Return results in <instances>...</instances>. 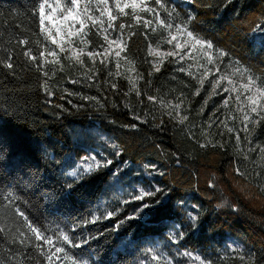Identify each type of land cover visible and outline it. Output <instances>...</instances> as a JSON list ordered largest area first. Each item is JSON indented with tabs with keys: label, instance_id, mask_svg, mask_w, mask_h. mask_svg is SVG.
I'll list each match as a JSON object with an SVG mask.
<instances>
[{
	"label": "trees",
	"instance_id": "trees-1",
	"mask_svg": "<svg viewBox=\"0 0 264 264\" xmlns=\"http://www.w3.org/2000/svg\"><path fill=\"white\" fill-rule=\"evenodd\" d=\"M33 5L34 0H0V261L44 264L34 248L16 242L17 229L27 232L15 215L19 206L45 235L55 239L64 231L73 243L87 241L74 248L57 240L81 264H154L153 243L166 239L170 223L184 231L181 249L208 256L214 264H243L237 257H220L227 236L242 241V255L251 257L252 264H264V161L247 153L264 144V125L249 144L241 122L228 118L224 95L208 99L211 83L193 95L199 85L187 71H179L187 69L184 61L169 58L153 71L158 59L150 47L164 51L170 46L161 42L160 33L142 26L130 30L134 35L125 32L127 49L119 69L116 57L105 64L97 58L93 64L85 56L82 67L60 54L63 69L48 65L44 76L23 56L26 47L38 55L34 41L43 42ZM176 8L175 22H188L191 30L229 53L225 65L239 60L264 74V0H177ZM24 37L28 46L18 44ZM90 39L87 50L102 51L103 39L94 32ZM9 57L11 69L5 66ZM182 98L179 116L163 106ZM94 148L113 164L92 173L98 178L91 183L79 182L71 173ZM133 182L162 191L133 201L134 195L119 186ZM69 185L71 195L66 194ZM8 192L17 197L11 205ZM157 200L162 203L156 205ZM143 203L153 208L142 209ZM188 209L196 212L194 222ZM109 211L114 215L105 219ZM94 216L100 219L91 222ZM172 262L184 264L185 256Z\"/></svg>",
	"mask_w": 264,
	"mask_h": 264
},
{
	"label": "snow or ice",
	"instance_id": "snow-or-ice-1",
	"mask_svg": "<svg viewBox=\"0 0 264 264\" xmlns=\"http://www.w3.org/2000/svg\"><path fill=\"white\" fill-rule=\"evenodd\" d=\"M166 14V15H165ZM33 21L38 27V35L43 37V42L36 39L34 43L37 45L38 55H33V49L26 47L23 51V56L29 62L36 65L38 71H42L44 76H48V72L44 69L48 65H60V54H64L66 60L75 61L80 66L84 65L83 57L93 61L95 64L99 58L101 64L109 61V58L114 54L117 58V69L121 67L119 60L123 52L127 49V41L124 39V34L129 31V36L135 33L130 32L133 27L142 26L144 29L153 33H160L162 43L170 46L169 51L161 52L159 45L156 49L150 47V53L158 60L153 61V71H160L163 63L172 58L174 61L191 60L187 69L181 67L179 71L185 72L197 80L199 87L193 95H199L204 88L206 82L211 83V92L208 99L214 95H219L220 92L227 93V98L224 99V106L227 107L230 103L234 104L235 112L240 114L242 127L240 131L244 132L245 139L251 144L255 130L261 125H264V74H256L250 67H247L239 60H230L228 64L223 61L229 56L225 50L218 48L212 41L200 36L191 30L188 22H175L178 20L176 9L169 7L165 0H34ZM131 20L132 23L122 22ZM191 17H189V20ZM261 30H264L262 28ZM100 36L104 44L99 47L100 50H87L92 43L90 35L92 33ZM113 33H119L113 37ZM33 35H37L33 33ZM21 46H28L30 40L27 37L18 40ZM50 45H54L56 50H50ZM51 58V59H50ZM9 60L5 62V66L9 69L13 68V64ZM125 61L131 64V61ZM193 69H195L193 71ZM134 71V68L131 69ZM91 71V69L89 70ZM120 73L117 72V75ZM151 74V73H150ZM211 77V79H209ZM92 77L89 76V79ZM131 81V78H130ZM47 80L44 82V87L47 89ZM115 87V85H113ZM133 88L135 83L133 82ZM51 94V93H49ZM140 93L137 92V95ZM234 97V98H233ZM84 99H94L85 97ZM148 100L155 101L156 97L148 96ZM184 99L180 103L163 105L171 107L175 110L176 116H179V110ZM208 100H205V106ZM203 111V109H201ZM172 115V111L168 113ZM235 119L234 116L228 117ZM139 119V117H137ZM186 117H180L181 122ZM228 132H233L234 129L227 126V121L221 122ZM135 127V125H132ZM237 148L240 145V136H236ZM223 147V145H220ZM247 153H257L259 159L264 161V144L254 145L247 149ZM117 156L121 153L116 152ZM247 158V155L245 156ZM113 164L111 159L102 158V161H94L93 163L84 161V164L78 166L71 175L82 183H91L94 177L91 174L100 168H108ZM119 171V170H117ZM239 172V169H237ZM115 173L113 176L115 177ZM74 190L72 185L68 186L67 195H71ZM160 188H155L154 191L141 190L138 195L131 197L133 201H143L145 197H153L161 192ZM9 205H11L17 197L12 192L7 193ZM160 205L162 202L157 200L154 202ZM142 209L153 208V204L143 203ZM15 215L23 219V226L27 232L17 229L16 242L22 246H31L41 257L44 264H81V262L69 252L64 246H60L57 240L62 241L65 245H71L74 248H80L81 243H73L70 236L60 231L54 239L53 235H45L40 227L30 220L25 211L21 207H15ZM113 212H107L105 219L111 218ZM136 216H129L126 219H136ZM100 219L99 216H94L91 222ZM190 219L195 221L197 218L191 216ZM90 221H85L89 223ZM4 228H0L3 232ZM182 235V234H181ZM31 259V257H27ZM153 261H160L159 255L153 254ZM239 259L243 264H252L251 257L248 259L241 255ZM194 260L198 264H212V261H206L201 256L197 255ZM0 264H3L0 261ZM16 264H23L21 260H16ZM39 264V262H37ZM86 264V262H85ZM166 264L172 262L166 261Z\"/></svg>",
	"mask_w": 264,
	"mask_h": 264
},
{
	"label": "rangeland",
	"instance_id": "rangeland-1",
	"mask_svg": "<svg viewBox=\"0 0 264 264\" xmlns=\"http://www.w3.org/2000/svg\"><path fill=\"white\" fill-rule=\"evenodd\" d=\"M176 1L177 0H168V4H169L168 6L174 7L177 10ZM115 36L116 35L114 34L113 37ZM49 47H50V50H56L57 52L59 51L58 49H55L54 45H50ZM169 50H171L170 47L168 50H164L161 52H165ZM114 57L115 56L113 54L110 58H114ZM156 59H159V58L156 57ZM189 63H193V62L191 60H187L185 62V64L187 65ZM209 79H211V77ZM220 93L224 95V99L227 98V93H223V92H220ZM224 99H223V106H224ZM227 109H229L230 116L235 117L234 119L235 123L236 124L240 123L241 117L239 113L235 112L234 104L230 103L227 106ZM110 148H113L112 144L110 145ZM89 154L90 155H88V157L84 161L87 160L88 162L93 163L94 161H98V160L102 161V158H106L104 151L100 150L99 148H94V151L92 150ZM142 174H144L145 176H148L149 172L147 170H142ZM130 178L131 177H129L128 179L132 182L133 180H131ZM130 183H124L125 185L119 184V186L121 187V190H123L124 192L128 190L133 195H138L142 189L145 191H149V188L145 186L143 183L140 184L138 182H135V183L133 182L131 185ZM188 210L189 211L187 213V217L190 222H194L192 219H190V214L191 216L197 217L196 212L191 209H188ZM166 233H167V237L165 240H157L153 243V247L151 250V257L153 254L159 255L161 257L160 261H153L154 264H166V261L170 260L172 262L173 260H176L182 256H185L186 262L184 264H198V262L194 260V257L197 255L201 256L206 261L208 260L212 261L210 257L208 256H203L202 254L192 252V251H185L180 248L179 242L182 240L184 236V231L182 228L179 227L178 224L170 223L169 228ZM244 250H245L244 245L240 239L234 238L232 236H227L226 239H224L222 242L220 257L223 258L224 260H229L234 257L239 258L243 254ZM212 264H214L213 261H212Z\"/></svg>",
	"mask_w": 264,
	"mask_h": 264
}]
</instances>
